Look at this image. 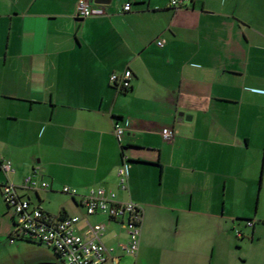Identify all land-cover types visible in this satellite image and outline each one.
<instances>
[{"label":"crops","instance_id":"crops-1","mask_svg":"<svg viewBox=\"0 0 264 264\" xmlns=\"http://www.w3.org/2000/svg\"><path fill=\"white\" fill-rule=\"evenodd\" d=\"M75 2L0 0V157L13 167L0 185L79 215L83 235L101 226L119 264H204L235 227L264 240V0H98L84 18ZM125 68L120 91L109 75ZM115 120L127 122L120 140ZM27 174L48 186L24 185ZM90 187L142 206L136 252L121 247L122 218L85 213ZM13 227L0 188V264H62L37 241H9Z\"/></svg>","mask_w":264,"mask_h":264},{"label":"built area","instance_id":"built-area-1","mask_svg":"<svg viewBox=\"0 0 264 264\" xmlns=\"http://www.w3.org/2000/svg\"><path fill=\"white\" fill-rule=\"evenodd\" d=\"M182 3L183 0H169V4L173 7H178ZM123 9L129 10L130 2H125ZM95 12L91 0H76L74 15L77 18L87 17ZM156 42L162 44V39L159 38ZM131 77V69L125 68L121 72H111L109 81L117 90L123 91L131 87ZM126 124V121L115 120L113 130L118 140ZM161 134L167 140L173 136L169 127L162 128ZM0 168L4 172L12 171L11 160L0 157ZM117 176L120 187H126L127 170L124 164L117 168ZM23 183L34 188L48 186V182L44 180L38 184L33 174L24 176ZM0 188L5 203L13 209L14 227L9 241L25 238L40 242L58 253L62 264H106L109 259L111 264H119L116 258L110 257L114 247L107 246L101 239V226L90 225V233L83 235L76 230V224L80 220L79 215L54 217L40 207L31 205L27 198L20 196L15 184L11 181H4ZM62 191L71 195L78 193L75 187L66 185L62 187ZM81 202L86 214L100 211L111 218H122L127 230L128 241L122 243L121 247L127 253L136 252L143 217L140 204L129 199H117L113 191L106 192L102 187L88 188L82 194ZM245 224L252 226L253 220L247 219ZM234 232L236 236L243 234L238 227L234 228Z\"/></svg>","mask_w":264,"mask_h":264},{"label":"rangeland","instance_id":"rangeland-1","mask_svg":"<svg viewBox=\"0 0 264 264\" xmlns=\"http://www.w3.org/2000/svg\"><path fill=\"white\" fill-rule=\"evenodd\" d=\"M263 150L260 157V163L262 165H264ZM258 196L259 194L257 192L255 194L256 201L258 199ZM254 205H255V201H254ZM236 222L242 225L243 219H240L239 221ZM242 226H243L242 227L243 230L249 229L244 227V225ZM247 235L248 234H246V236L242 238H240L239 236L238 237L235 236V234L228 235L226 244L221 248L220 251H216L215 254H213L211 260H209L210 252H206V260L204 264H264V240L262 241L250 240L251 239L250 236ZM30 242H34V241H30ZM209 261H211V263H209Z\"/></svg>","mask_w":264,"mask_h":264},{"label":"water","instance_id":"water-1","mask_svg":"<svg viewBox=\"0 0 264 264\" xmlns=\"http://www.w3.org/2000/svg\"><path fill=\"white\" fill-rule=\"evenodd\" d=\"M94 2H97L98 0H91ZM33 264H59L57 262H51V261H43V262H37V263H33Z\"/></svg>","mask_w":264,"mask_h":264},{"label":"trees","instance_id":"trees-1","mask_svg":"<svg viewBox=\"0 0 264 264\" xmlns=\"http://www.w3.org/2000/svg\"><path fill=\"white\" fill-rule=\"evenodd\" d=\"M29 240V239H28ZM40 243V242H39ZM42 244V243H41ZM50 248V247H49ZM57 255H58V253H57Z\"/></svg>","mask_w":264,"mask_h":264}]
</instances>
